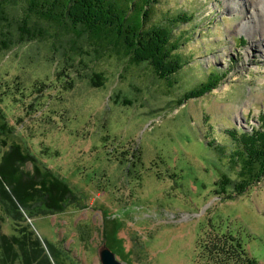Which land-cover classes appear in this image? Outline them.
<instances>
[{
  "label": "rangeland",
  "instance_id": "rangeland-1",
  "mask_svg": "<svg viewBox=\"0 0 264 264\" xmlns=\"http://www.w3.org/2000/svg\"><path fill=\"white\" fill-rule=\"evenodd\" d=\"M153 3L162 16L196 12L173 29L182 40L174 54L187 58L173 86L145 64L92 49L65 64L49 41L0 44V106L82 200L28 221L45 247L64 246L77 264H103V246L125 264H202L212 227L237 236L264 264V176L239 194L241 167L230 166L216 142L264 126V3L261 11L256 0ZM214 68L220 83L180 105ZM102 77V87L89 79ZM18 82L27 97L14 89ZM224 174L233 179L226 192Z\"/></svg>",
  "mask_w": 264,
  "mask_h": 264
},
{
  "label": "trees",
  "instance_id": "trees-1",
  "mask_svg": "<svg viewBox=\"0 0 264 264\" xmlns=\"http://www.w3.org/2000/svg\"><path fill=\"white\" fill-rule=\"evenodd\" d=\"M154 1L0 0V44L10 47L12 37L15 47L40 39L49 41L62 50V56L66 54L65 64H72L74 55L83 58L88 54L85 50L92 49L102 56H116L132 65L145 64L159 80L173 86L179 71L187 64V58L174 54L176 45L182 40L181 36L174 37L173 29L183 20L194 22L196 12H171L162 16ZM213 74L221 78L220 71L214 68L206 81L186 92L178 103L182 105L185 100L202 96L216 87L220 79L214 80ZM89 79L94 87H102L105 82L104 77ZM19 86L22 98L27 97L22 93L24 84L18 82L14 89L20 90ZM44 87L46 84L40 85L37 94L42 93ZM31 103L41 105L36 96ZM124 103L132 104L128 100ZM28 140V135L13 124L0 106V264H70L68 259L77 264L64 246L48 241V248L45 247L28 221L41 214L64 213L81 200L70 184L31 150ZM216 142L230 166L241 167L234 190L242 194L247 185L261 181L264 176V126L253 128L252 132L233 130L224 145ZM44 152L49 154L48 149ZM29 164L31 169L27 168ZM222 177L219 188L226 192L233 179L226 174ZM212 228L199 256L202 264H260L241 239ZM214 232L217 235H213Z\"/></svg>",
  "mask_w": 264,
  "mask_h": 264
},
{
  "label": "water",
  "instance_id": "water-1",
  "mask_svg": "<svg viewBox=\"0 0 264 264\" xmlns=\"http://www.w3.org/2000/svg\"><path fill=\"white\" fill-rule=\"evenodd\" d=\"M100 256L103 264H125L117 258L116 254L108 246L101 248Z\"/></svg>",
  "mask_w": 264,
  "mask_h": 264
},
{
  "label": "bare ground",
  "instance_id": "bare-ground-1",
  "mask_svg": "<svg viewBox=\"0 0 264 264\" xmlns=\"http://www.w3.org/2000/svg\"><path fill=\"white\" fill-rule=\"evenodd\" d=\"M256 1H260V5L257 6L258 10L261 11L262 9V6H263V3H264V0H256ZM254 7V6H253ZM254 13H259V11H257V9L254 7ZM264 37V35H263ZM261 46V45H260ZM263 46V45H262Z\"/></svg>",
  "mask_w": 264,
  "mask_h": 264
}]
</instances>
